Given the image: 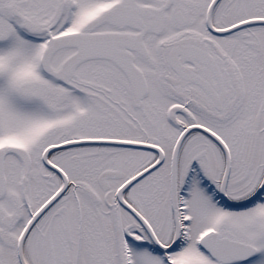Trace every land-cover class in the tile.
I'll return each instance as SVG.
<instances>
[{"label":"snow or ice","instance_id":"snow-or-ice-1","mask_svg":"<svg viewBox=\"0 0 264 264\" xmlns=\"http://www.w3.org/2000/svg\"><path fill=\"white\" fill-rule=\"evenodd\" d=\"M0 264H264V0H0Z\"/></svg>","mask_w":264,"mask_h":264}]
</instances>
